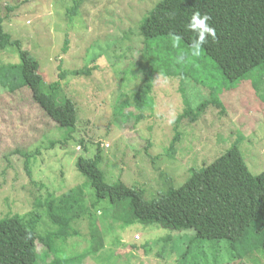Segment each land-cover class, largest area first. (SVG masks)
<instances>
[{"label": "rangeland", "instance_id": "rangeland-1", "mask_svg": "<svg viewBox=\"0 0 264 264\" xmlns=\"http://www.w3.org/2000/svg\"><path fill=\"white\" fill-rule=\"evenodd\" d=\"M159 1L0 0L4 32L9 41H17L0 46V66L18 65L17 51L27 50L39 63L42 88L58 81L59 88L52 90L57 102L70 99L77 109L71 132L47 114L27 84L19 81L10 90L0 82V217L17 213L34 230L36 264H49L55 255L83 252L90 254L85 264H212L201 256L196 261L180 258L191 231L157 224L122 226L123 219H130L128 207H121V219L113 217L114 206L92 201L95 191L78 168L79 156L101 152L104 180L140 189L145 200L165 191L166 176L173 185H181L192 166L211 162L235 140L249 169L253 173L264 169V70L256 68L245 78L228 81L205 50L198 65L196 57L179 61L189 46L175 48L166 38L152 48L164 58L151 57V87L137 104L135 91L143 87L148 69L138 23ZM117 39L119 46L112 44L104 51L95 61L98 69L90 74H59L61 69L92 65L102 46ZM202 63L211 71L201 74L204 88L197 83ZM189 67L197 69L194 77L187 74ZM184 95L194 96L189 102L192 109L209 102L200 116L184 114L178 119L187 108ZM210 95L219 96V107ZM176 132L179 141L168 154ZM94 227L100 240L91 236ZM166 235L173 238L169 240L173 248L165 244ZM93 242L103 244L90 251ZM213 245L205 241L201 254L219 252ZM235 259L221 251L218 264H262L264 254L255 251Z\"/></svg>", "mask_w": 264, "mask_h": 264}, {"label": "trees", "instance_id": "trees-1", "mask_svg": "<svg viewBox=\"0 0 264 264\" xmlns=\"http://www.w3.org/2000/svg\"><path fill=\"white\" fill-rule=\"evenodd\" d=\"M197 10L212 17L209 23L216 30L218 40L213 42L209 37L204 50L218 64L228 81L245 78L256 68L264 70V0H160L138 23V32L143 38V53L148 62L147 73L144 72L143 78L144 88L140 86L135 91L134 97L139 106L142 95L149 92L151 87L154 72L150 64L151 57L157 56L159 60L164 58L152 49L155 43L171 38L172 34H178L182 38L181 44L188 47L195 34L189 31L186 25ZM3 18L0 15L1 48L7 43L17 44V41H9V34H5L2 27ZM67 44L68 40L65 39V50L68 48ZM112 44L114 48L118 47V39L115 44L103 45L101 53L92 57V65L72 71L61 69L59 74L63 77L70 73L90 74L93 69H98L95 61ZM20 45L19 43L18 47ZM132 47L130 46V49ZM17 52L21 58L18 65L0 66V82L10 90H13L19 81L27 84L33 92V97L47 114L60 126L72 132L77 124L75 103L70 99L57 102L52 90L59 88L60 83L50 82L49 88L43 89L44 82L38 72L37 59L27 50L19 49ZM196 58L198 61L195 63L198 65L201 56ZM188 70H191V73L187 74L194 77L197 69L189 67ZM210 72L203 65L197 73V83L201 87H207L201 74ZM249 83L252 84V81ZM193 97L184 95L183 103L187 104V108L178 119L184 114H193L195 118L200 116L209 103L207 100L199 102L192 109L189 102ZM210 101L214 106L221 105L219 96L210 95ZM179 136L180 133L176 132L167 147L168 154L173 153ZM237 143L235 140L221 155L206 165L192 166L189 177L179 186L173 185L171 177L166 176L168 181L165 183V191L158 192L151 200H145L140 189L129 187L123 182H106L103 170L99 167L101 152H96L92 157L79 156L77 165L95 191L92 201L96 200L103 206H114L116 211L113 217L121 219V207H128L130 219H123L122 226L134 223L157 224L166 229L191 231L180 258L191 257L196 261L201 256L205 263L211 261L212 264H218L221 251L239 260L255 251L264 254V169L253 173ZM80 144L87 150L83 139ZM25 165L30 175L28 163ZM57 209L61 211L62 206ZM91 236L100 240L96 227L93 228ZM37 239L34 230L26 225L19 214L0 217V264H36ZM170 239L173 238L166 235L165 244ZM221 240H225L227 244L217 245ZM205 241H213L214 248L220 251L203 256L201 247ZM97 244L102 246L103 242H93L90 251L92 247V250L96 249ZM169 244L170 248L174 247L171 242ZM48 248L53 250L51 246ZM89 255V252L63 258L55 255L49 264H59L60 261L66 264H85ZM259 261L264 264L263 260Z\"/></svg>", "mask_w": 264, "mask_h": 264}, {"label": "clouds", "instance_id": "clouds-1", "mask_svg": "<svg viewBox=\"0 0 264 264\" xmlns=\"http://www.w3.org/2000/svg\"><path fill=\"white\" fill-rule=\"evenodd\" d=\"M212 17L208 13L202 14L199 10L195 11L186 28L195 34L191 39L189 51L185 55H181L178 60L183 61L186 56L199 57L202 55L204 46L208 44L209 37L213 42L218 40L216 30L210 25L209 21ZM182 38L178 34L171 35V43L175 48L181 46Z\"/></svg>", "mask_w": 264, "mask_h": 264}]
</instances>
